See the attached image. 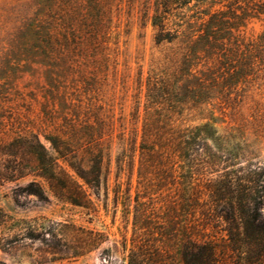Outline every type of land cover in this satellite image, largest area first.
Wrapping results in <instances>:
<instances>
[{
  "label": "rangeland",
  "instance_id": "rangeland-1",
  "mask_svg": "<svg viewBox=\"0 0 264 264\" xmlns=\"http://www.w3.org/2000/svg\"><path fill=\"white\" fill-rule=\"evenodd\" d=\"M107 1L108 68L100 92L93 96L101 106L93 114L100 122L93 132L102 136L103 151L109 149L101 177L107 198L101 197L92 211L57 199L31 174L1 182L0 264H125L122 216L128 197L132 210L136 185L137 158L130 171L128 150L132 133L141 126L144 98L139 82L150 70L166 69L167 56L187 42L197 51L190 86L199 103L188 119L207 123L214 138H223L238 153L242 167L261 169L264 216V0H206L213 11H222L211 19L208 31L199 19L207 5L194 7L191 1L179 12V47L155 44L147 10L152 0ZM96 5L84 0H0V144L31 132L48 148L44 137L61 134L69 119H77L80 129L90 100L78 89L80 70L71 69L75 63L62 47V35L69 32L70 21L85 31L88 13L83 17L82 11ZM33 181L41 184L44 198L26 192ZM65 225L101 233L106 241L78 258L52 254L49 232L63 240Z\"/></svg>",
  "mask_w": 264,
  "mask_h": 264
},
{
  "label": "trees",
  "instance_id": "trees-1",
  "mask_svg": "<svg viewBox=\"0 0 264 264\" xmlns=\"http://www.w3.org/2000/svg\"><path fill=\"white\" fill-rule=\"evenodd\" d=\"M84 1L97 4L82 11L83 17L88 13L84 17L86 30L80 32L70 21L69 32L62 35V47L75 63L71 69L80 70L78 89L89 95L83 123L78 130L77 119H69L61 134L44 137L48 148L31 132L3 141L0 183L31 174L57 199L94 211L100 198H107L101 177L109 149L106 146L103 151L102 136L93 132L100 123L93 114L101 109L93 96L100 92L108 68L110 19L107 0ZM191 1L152 0L151 6L148 4L156 45L179 47L183 42L179 12ZM194 1V7L207 5L199 19L208 31L211 19L222 11H213L206 0ZM187 22L192 25L197 20ZM196 52L192 42H187L167 56L166 69L150 70L139 82L144 98L141 126L132 133L128 150L130 171L137 158L136 185L132 210L128 197L122 216L125 264H264L261 169L242 167L238 153H233L223 138H214L207 123L188 119L199 104L194 98L195 87L190 86ZM25 190L39 199L45 197L38 182L28 183ZM65 229L67 238L63 240L49 232L55 246L52 254L78 258L106 241L101 233L72 225Z\"/></svg>",
  "mask_w": 264,
  "mask_h": 264
}]
</instances>
